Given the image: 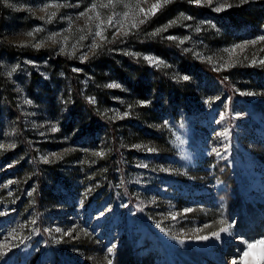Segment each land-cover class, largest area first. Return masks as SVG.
Listing matches in <instances>:
<instances>
[{"label": "rangeland", "instance_id": "1", "mask_svg": "<svg viewBox=\"0 0 264 264\" xmlns=\"http://www.w3.org/2000/svg\"><path fill=\"white\" fill-rule=\"evenodd\" d=\"M155 3L0 0V264L264 261V0Z\"/></svg>", "mask_w": 264, "mask_h": 264}, {"label": "snow or ice", "instance_id": "2", "mask_svg": "<svg viewBox=\"0 0 264 264\" xmlns=\"http://www.w3.org/2000/svg\"><path fill=\"white\" fill-rule=\"evenodd\" d=\"M169 2H170V0H163V3H165V4L166 3H169ZM195 2L196 3H200L201 0H195ZM209 2H211V0H209ZM241 2L242 3H246L247 0H241ZM106 6L107 5H105V7ZM159 7H160V0H157V3H155V4H153L151 6V10H150L151 13L154 14L155 13V10L158 9ZM221 10L222 9L220 7L216 8V11H221ZM141 11H143V9H141ZM143 22H144L143 20L140 21V23H143ZM132 26L135 27L136 25L133 24ZM29 35H31V33H29ZM97 35H100V33H97ZM258 39L261 40V41H264V36H261ZM256 42L257 41L253 40V41H250L249 43L255 44ZM237 47H241L242 48L243 46L242 45H238ZM148 59H151V58H148ZM261 63H264V61H261ZM183 79L187 80L188 77L185 76V77H183ZM109 87H118V85L112 84V85H109ZM221 223H223V222L221 221ZM221 231H224V229L222 228ZM214 235H216V233H214ZM255 244H264V241H256L254 243H250V244H248V248L249 249L253 248L255 246ZM108 251L111 252L112 251V248H109ZM244 255H245V257H247L249 255V253L248 252H245ZM245 264H257V262H255V261L250 262V261L246 260L245 261ZM260 264H264V261H261Z\"/></svg>", "mask_w": 264, "mask_h": 264}, {"label": "trees", "instance_id": "3", "mask_svg": "<svg viewBox=\"0 0 264 264\" xmlns=\"http://www.w3.org/2000/svg\"><path fill=\"white\" fill-rule=\"evenodd\" d=\"M37 52H38V53H41V52H43V50H42V49H39V50H37ZM57 60H58L63 66H64L65 70H66L68 73H73V71H72L71 68H70V63H71L72 60L67 59V58L64 57V56H59V57L57 58ZM74 86H75V85H74ZM74 90H75V93L78 94V87H77V86L74 87ZM78 95H79V94H78ZM86 104H87V103H86ZM87 105H88V104H87ZM120 263H121V264H124V260H122Z\"/></svg>", "mask_w": 264, "mask_h": 264}]
</instances>
